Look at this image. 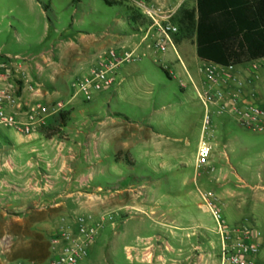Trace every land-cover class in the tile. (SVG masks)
Segmentation results:
<instances>
[{
	"label": "rangeland",
	"instance_id": "obj_1",
	"mask_svg": "<svg viewBox=\"0 0 264 264\" xmlns=\"http://www.w3.org/2000/svg\"><path fill=\"white\" fill-rule=\"evenodd\" d=\"M108 2L0 0V55L29 57V65L37 67L36 62H42L50 71L52 66L68 65L85 56L80 46L92 44L90 53L95 55L97 46L110 40L111 47L125 44L123 50H133L152 26V19L141 3L176 10L173 22L179 30L174 36L178 53L173 48L166 52L158 50L154 46L158 36H152L137 49L141 59L123 64V82L106 91L113 96L116 90H121L118 100L114 98L107 104L99 101L98 95L90 101L77 95L72 100L75 108H70L71 96L58 94L68 104L63 111L51 115L57 116V121L43 129L48 139L53 136L66 139L62 127L73 111L76 116L93 113L130 116L121 119L115 128L128 142L137 141L130 154L114 155L127 175L120 177L113 169L112 159L107 160L101 164L107 170L86 171L99 186H90L86 180L81 183L77 176L69 188L74 194L66 197L68 192L62 190L56 193L62 195L58 198L49 196L36 207L41 208L37 216L25 219L18 211L8 212L10 216L0 215V264H70L61 262L67 245L64 238L67 234L79 235L80 215L98 226V232L87 254L74 264H221L226 234L233 242L244 226L261 232V249L264 130L241 124L214 104V98L205 104L190 80L188 72L202 92L208 91L213 97L222 85L214 86L201 69L196 47L197 0H173V5L157 0ZM183 13L194 17L181 24L179 18ZM70 42L80 45L78 53L69 51ZM93 61L92 57L84 59L76 67L83 66L84 72L88 71ZM233 72L237 79L231 82V90L241 100L248 99L264 107V58L235 65ZM201 141L211 151L206 162L200 164L197 156ZM46 165L43 163V168ZM52 171L63 178L59 169ZM204 178L207 182H203ZM52 180L48 174L44 187L51 186ZM67 182L64 189L69 185ZM198 186L203 188L202 194ZM138 195L139 203L134 200ZM147 195L157 200L158 213L141 201ZM189 195L200 197L202 207L194 204ZM99 196L106 200L105 210L98 216L90 215L85 199ZM65 197L64 205H60ZM120 200L123 201L118 208ZM184 205L205 225L214 226L201 229L190 222L192 227L180 228L173 215ZM163 211L167 216H160ZM35 219H40L43 225L34 226ZM218 220L227 227V232L220 233Z\"/></svg>",
	"mask_w": 264,
	"mask_h": 264
},
{
	"label": "crops",
	"instance_id": "obj_2",
	"mask_svg": "<svg viewBox=\"0 0 264 264\" xmlns=\"http://www.w3.org/2000/svg\"><path fill=\"white\" fill-rule=\"evenodd\" d=\"M157 1L165 5H173V0ZM144 42L145 41L142 38L133 49H138ZM110 44V40H104L97 46L99 47L98 52L93 55L90 53V48L93 47L92 44L80 46L79 44L70 42L68 44V48H70L69 51H74L76 54L79 52L77 49L80 46L83 47L82 53H85V56L83 55L84 57L82 56L75 60L73 59V62H70L68 65L52 66L51 71L50 69H47L45 65L43 66L42 62H36L37 67L34 66L35 64H28L22 69L21 75L28 79L43 82L44 88L41 93H35L28 88H25L23 90L24 101L26 103H31L36 100L53 102L57 99L63 98H58V94L61 93L62 95L66 94L68 98L71 96L68 99V103L69 105L71 104L70 108H75L72 100L76 96L72 97L73 91H68L70 89V82L81 77L92 67L96 66L101 53L110 48L123 50L125 47V44L122 45V47L116 48L111 47ZM61 47L63 46L61 45ZM91 57L94 61L88 71L84 72L86 69H84L83 66L81 68L76 67V65H80L82 60H89ZM200 61L202 66L206 63L201 58ZM123 64L117 69V75L121 78V83L124 80ZM188 74L200 96L202 93L200 85L195 81L190 72H188ZM224 87L226 90L229 89L228 85H225ZM120 91L121 90H116L113 96H108L106 91L98 92L96 95H98L99 101L102 100L109 104L114 98L118 100L121 93ZM91 113L92 112H89V115H91ZM92 115L93 116H76V112L73 111L72 116L68 117L65 126L62 127V130L66 135L65 140H60L55 136L48 139L44 136L43 129L54 125L57 121V116H49L48 125L43 128L40 127L37 131L31 134H25L13 127L0 124V215L10 216L8 212L18 211L22 213L21 216L25 219H28L31 215L37 216L36 213H38L41 208L36 207L49 196L54 195V197L58 198L62 195L58 196L56 193L62 190L68 192L66 197L74 194L69 188L74 185H72V182L76 181L77 176L78 178L80 177L79 180L81 183L86 180L90 186H99L100 184L93 183L94 177L92 176L90 179L87 176L86 171L87 169L92 168L102 171L107 170L108 168H106V166L101 165L107 160L112 159L114 162L113 169L119 173L118 175L120 177L127 175L123 170V164H118L114 159V155L119 152L130 154V148L132 145H135L137 141L135 143H132L131 141L128 142L123 139V134L115 128L120 124L121 119L124 117L130 118V116H114L111 113L107 116H102L100 113H93ZM20 119L23 122L28 121L27 116H20ZM59 148H62V150ZM43 163L47 164L44 166L45 168H43ZM53 169H59L63 178H61L60 175L57 176L58 174H54L52 171ZM48 174L53 177L52 185L47 186L45 184L44 187L45 177ZM66 181H69L67 182L69 185L64 189L63 184ZM203 182H207V179L204 178ZM138 183L145 185L149 184L148 182L143 181ZM124 184L125 183H122V185ZM57 186L59 189L56 190ZM202 189L201 186H198V192H200V194H202ZM66 197L60 205H64L67 199ZM139 197L140 196L138 195L137 198L134 199L138 203ZM190 199L198 207H202L200 203L201 200H199L200 197L192 196ZM85 201L87 204V211L90 215L98 216L105 210L106 200L101 198V196L90 197L85 199ZM121 201L123 200H120L118 208H120V205L122 204ZM141 201L148 203L147 207L153 208L154 212L158 213L157 207L159 205L156 204L157 200L154 197L147 195ZM33 207L35 208L33 209ZM136 207H139V204H137ZM139 209L137 212H140ZM51 215L54 216V213L51 212ZM160 216H167L166 212H161ZM173 216V221H177L180 228L192 227L190 222H193L195 226L201 229H203V227L209 229L214 226L212 225L209 227L210 225H205L201 220L193 216L192 213L188 212L185 205L184 208L179 209V211ZM59 224H62L61 217ZM42 225L40 219H35L34 226L41 227ZM261 241V249L257 256L258 264H264V238H262Z\"/></svg>",
	"mask_w": 264,
	"mask_h": 264
},
{
	"label": "built area",
	"instance_id": "obj_3",
	"mask_svg": "<svg viewBox=\"0 0 264 264\" xmlns=\"http://www.w3.org/2000/svg\"><path fill=\"white\" fill-rule=\"evenodd\" d=\"M141 6L152 19V26L143 40L158 36L154 43L158 50L166 52L169 48H173L178 53L174 36L178 34L179 30L173 22L176 10L157 7L154 4L141 3ZM139 59H141V55L137 53V49L128 51L110 48L106 50L99 55L96 66L72 81V97L82 95L85 100L90 101L96 93L118 86L121 83V79L117 75L120 65ZM30 60L31 58L24 56L0 55V124L13 127L25 134H31L40 127L47 126L48 117L63 111L68 104L63 99L53 102L36 100L26 103L24 101L23 90L25 88L35 93H41L44 88L43 83L39 80L28 79L21 75L22 69L29 64ZM205 62L201 69L205 72L206 79L212 81L214 85H218L217 83L222 85L214 97L208 91L202 92L200 96L204 103L207 104L214 98V104L236 117L241 124L256 130H264V107L248 99L241 100L238 93L231 90V82L233 79H237L233 72L234 66H225L212 61ZM216 72L218 75H215ZM238 84L242 85L241 80L238 81ZM225 85L229 86V91L225 89ZM20 116H27L28 121L23 122ZM210 151L211 147L205 141H201L197 162L200 164L206 162ZM215 215L217 216V213ZM89 217L91 218V216ZM77 222L82 223L78 227L79 235H66L64 239L67 241V245L61 262L74 264L86 255L90 242L98 232V226L88 223L87 218L83 215L77 217ZM218 222L220 233L227 232V227L222 225L219 220ZM237 235V238L230 242L231 236L226 234L222 246L221 264H257L261 232L254 227L244 226ZM68 240L70 241L68 242Z\"/></svg>",
	"mask_w": 264,
	"mask_h": 264
},
{
	"label": "trees",
	"instance_id": "obj_4",
	"mask_svg": "<svg viewBox=\"0 0 264 264\" xmlns=\"http://www.w3.org/2000/svg\"><path fill=\"white\" fill-rule=\"evenodd\" d=\"M196 46L202 60L225 66L264 58V0H197Z\"/></svg>",
	"mask_w": 264,
	"mask_h": 264
}]
</instances>
